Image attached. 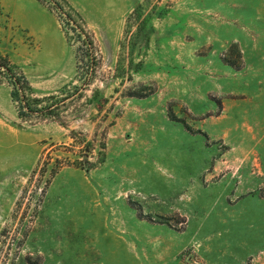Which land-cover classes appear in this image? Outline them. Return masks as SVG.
<instances>
[{
	"label": "rangeland",
	"instance_id": "374dc122",
	"mask_svg": "<svg viewBox=\"0 0 264 264\" xmlns=\"http://www.w3.org/2000/svg\"><path fill=\"white\" fill-rule=\"evenodd\" d=\"M35 1L47 46L0 16L3 253L264 264V0Z\"/></svg>",
	"mask_w": 264,
	"mask_h": 264
},
{
	"label": "crops",
	"instance_id": "0c3cea01",
	"mask_svg": "<svg viewBox=\"0 0 264 264\" xmlns=\"http://www.w3.org/2000/svg\"><path fill=\"white\" fill-rule=\"evenodd\" d=\"M0 16L25 29L42 45L47 46L49 36L56 33L52 17L35 0H0Z\"/></svg>",
	"mask_w": 264,
	"mask_h": 264
},
{
	"label": "trees",
	"instance_id": "16d2710c",
	"mask_svg": "<svg viewBox=\"0 0 264 264\" xmlns=\"http://www.w3.org/2000/svg\"><path fill=\"white\" fill-rule=\"evenodd\" d=\"M3 68H5V70H8L6 69V66L4 65ZM13 88L16 90V92H20L21 94L23 93V89H19L18 88V82H14L13 83ZM19 94V93H18ZM17 93L13 95V97L15 96L16 98L20 97V94L18 95ZM17 95V96H16ZM22 96V95H21ZM28 112L31 113L33 112L32 111V108L28 107ZM23 114H27V113H23L20 111L19 115L21 117H23L24 115ZM6 235V232L5 233H1L0 234V238H3L5 237ZM26 242V239H23L20 241H18L17 243V246H18V250L11 256L9 257V255L7 253H3V249L0 247V264H39L38 262H32L31 261V257L29 256H22L21 255V250L20 248H22L24 246Z\"/></svg>",
	"mask_w": 264,
	"mask_h": 264
}]
</instances>
